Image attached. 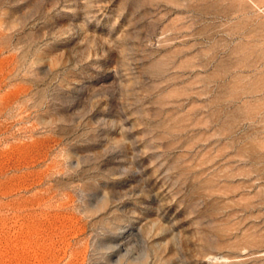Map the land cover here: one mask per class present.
I'll use <instances>...</instances> for the list:
<instances>
[{"label":"rangeland","instance_id":"rangeland-1","mask_svg":"<svg viewBox=\"0 0 264 264\" xmlns=\"http://www.w3.org/2000/svg\"><path fill=\"white\" fill-rule=\"evenodd\" d=\"M0 264H264V0H0Z\"/></svg>","mask_w":264,"mask_h":264}]
</instances>
